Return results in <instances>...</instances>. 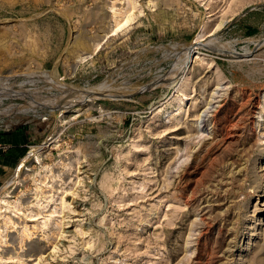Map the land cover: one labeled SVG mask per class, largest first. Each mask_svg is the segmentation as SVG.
Returning a JSON list of instances; mask_svg holds the SVG:
<instances>
[{"label":"rangeland","instance_id":"obj_1","mask_svg":"<svg viewBox=\"0 0 264 264\" xmlns=\"http://www.w3.org/2000/svg\"><path fill=\"white\" fill-rule=\"evenodd\" d=\"M15 132L0 264H264V0H0Z\"/></svg>","mask_w":264,"mask_h":264},{"label":"bare ground","instance_id":"obj_2","mask_svg":"<svg viewBox=\"0 0 264 264\" xmlns=\"http://www.w3.org/2000/svg\"><path fill=\"white\" fill-rule=\"evenodd\" d=\"M198 43H200V42H194L193 44H192V46H190V48H189V50H188V53L186 54L187 55V59H186V62H185V64L187 63V62H189L188 60H189V56L191 55V53H192V51L195 49L194 48V46H197V44ZM220 44H222V43H220ZM261 45H262V42H261ZM100 46V43L99 42H94V44H93V50H96L97 49V47H99ZM219 46V44L217 45V47ZM189 47V46H188ZM219 50V49H218ZM220 50L221 51H223V52H229V50H227V49H223V48H221L220 47ZM220 51V52H221ZM72 53H74L73 52V50H69L68 51V55L69 54H72ZM91 52H89V53H86V54H84V55H82V56H80V57H78L77 58V61H83V60H85L87 57H89V56H91ZM191 58H193V57H191ZM181 70V69H180ZM178 72V71H177ZM180 72V71H179ZM179 74V73H178ZM180 81V80H179ZM61 84V83H60ZM63 86H65V84L63 85ZM67 87V86H66ZM74 87V86H73ZM72 87V88H73ZM76 88V87H75ZM74 88V89H75ZM69 89V88H68ZM86 91V90H85ZM80 92V91H79ZM84 92V91H83ZM74 93V92H73ZM121 96H123L122 94H121V92L120 91H118V90H116V89H114V87L112 88L109 84H106V83H104L103 85H99V87H96V88H93L92 90H88V92H84V93H79V94H76V97L78 98V100H86L87 98H90L91 97V99H95V98H97V97H111V98H118V97H121ZM74 100V99H73ZM16 107V106H15ZM3 109H5V107L3 108ZM16 110V109H15ZM20 110H22V109H20ZM3 111V110H2ZM7 112V111H6ZM9 112H11V111H9ZM229 131V130H228ZM227 131V132H228ZM19 172V171H18ZM7 186V185H6ZM13 242H15V238H12L11 239Z\"/></svg>","mask_w":264,"mask_h":264},{"label":"crops","instance_id":"obj_3","mask_svg":"<svg viewBox=\"0 0 264 264\" xmlns=\"http://www.w3.org/2000/svg\"><path fill=\"white\" fill-rule=\"evenodd\" d=\"M17 134H18V132H15V133H13L11 135H8V137H9L8 143L13 144V146H14V148L12 149V151L10 153H6V154H3L0 151V172L6 171L8 169V166L12 164V160H14L16 162L20 158V156L22 154V152H20V151L23 150L22 143L24 141L25 142H28V139L31 137L27 133V134H25V137H24L25 140H24V139H22V137L20 135H17ZM5 136H2V137L4 138ZM0 142H2V140ZM8 158H10V159H8Z\"/></svg>","mask_w":264,"mask_h":264},{"label":"water","instance_id":"obj_4","mask_svg":"<svg viewBox=\"0 0 264 264\" xmlns=\"http://www.w3.org/2000/svg\"><path fill=\"white\" fill-rule=\"evenodd\" d=\"M194 42V41H193ZM196 47H204V48H208V47H206V45H204V42L203 41H201L200 43H198L197 44V46ZM210 49H212V50H214V51H217L215 48H210ZM151 87V86H150ZM143 89H140V90H138V91H135L132 95H134V94H136V93H138V92H140V91H142ZM131 95V96H132ZM97 98H99V97H97ZM125 98H130V96H127V97H125Z\"/></svg>","mask_w":264,"mask_h":264},{"label":"built area","instance_id":"obj_5","mask_svg":"<svg viewBox=\"0 0 264 264\" xmlns=\"http://www.w3.org/2000/svg\"><path fill=\"white\" fill-rule=\"evenodd\" d=\"M7 150V146H4L3 148H2V151H6Z\"/></svg>","mask_w":264,"mask_h":264}]
</instances>
